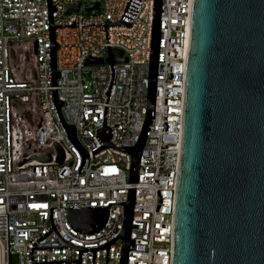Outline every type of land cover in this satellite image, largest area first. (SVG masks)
<instances>
[{
    "label": "built area",
    "instance_id": "obj_1",
    "mask_svg": "<svg viewBox=\"0 0 264 264\" xmlns=\"http://www.w3.org/2000/svg\"><path fill=\"white\" fill-rule=\"evenodd\" d=\"M129 0H51L53 26L118 23ZM131 27H107L114 76L105 126L115 147L136 145L145 119L153 0H140ZM79 5L77 12L69 8ZM97 9L86 11L90 6ZM192 0H161L160 35L154 117L140 155L127 264H171V238L182 115L191 30ZM57 101L67 126L85 155L100 146L95 130L103 126L111 79L104 27L54 29ZM126 62L117 63L118 55ZM33 60L34 67L27 71ZM101 60V64H89ZM28 117L19 137L20 117ZM18 149V150H17ZM61 151V155H60ZM18 154V159L15 156ZM49 157L43 162L41 158ZM62 157V158H61ZM130 155L105 148L86 158L65 135L51 94L46 0H0V264L78 261L77 249H93L112 241L122 227L123 206H109V220L97 234L73 231L65 209L108 207L126 203ZM121 239L109 246L107 264H119ZM106 249L95 252L94 264H105ZM82 252L80 264H91ZM77 264V263H70Z\"/></svg>",
    "mask_w": 264,
    "mask_h": 264
},
{
    "label": "water",
    "instance_id": "obj_2",
    "mask_svg": "<svg viewBox=\"0 0 264 264\" xmlns=\"http://www.w3.org/2000/svg\"><path fill=\"white\" fill-rule=\"evenodd\" d=\"M47 1L51 94L58 121L81 156L80 174L86 158L112 148L130 155L126 203L108 207L65 209L70 228L89 236L100 232L109 220V206L122 205L121 231L112 241L81 249L66 243L56 232L50 208V230L63 247L33 250L77 249L78 261L33 262L30 264H80L81 253L106 249L121 239L119 264H127L133 220L135 188L140 155L154 117L156 77L160 35L161 0H153L145 119L136 145L115 147L109 141L112 131L105 126L106 110L114 76L107 27H131L141 3L129 0L118 23L103 25L53 26L51 0ZM90 6L86 11L97 9ZM79 5L69 8L77 12ZM104 27L111 79L104 106L103 126L95 130L98 149L85 155L75 138V128L65 125L57 101L54 29ZM118 55L117 63L126 62ZM101 64V60H89ZM61 155V151H60ZM62 156V155H61ZM62 158V157H61ZM43 162L49 157L41 158ZM171 264H264V0H192L191 30L186 61L180 159L174 201L171 238Z\"/></svg>",
    "mask_w": 264,
    "mask_h": 264
},
{
    "label": "rangeland",
    "instance_id": "obj_3",
    "mask_svg": "<svg viewBox=\"0 0 264 264\" xmlns=\"http://www.w3.org/2000/svg\"><path fill=\"white\" fill-rule=\"evenodd\" d=\"M34 67V63L33 60H31L30 64H28L27 66V71H29L31 68ZM28 117L27 116H21L19 119V123L16 127L17 132L19 133V137L23 136V134H25L27 132V128H28ZM18 150V149H17ZM15 159H18V154L15 156Z\"/></svg>",
    "mask_w": 264,
    "mask_h": 264
},
{
    "label": "bare ground",
    "instance_id": "obj_4",
    "mask_svg": "<svg viewBox=\"0 0 264 264\" xmlns=\"http://www.w3.org/2000/svg\"><path fill=\"white\" fill-rule=\"evenodd\" d=\"M187 51H188V44H187Z\"/></svg>",
    "mask_w": 264,
    "mask_h": 264
}]
</instances>
